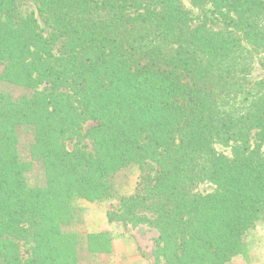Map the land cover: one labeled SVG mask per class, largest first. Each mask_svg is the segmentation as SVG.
Instances as JSON below:
<instances>
[{
	"label": "trees",
	"instance_id": "1",
	"mask_svg": "<svg viewBox=\"0 0 264 264\" xmlns=\"http://www.w3.org/2000/svg\"><path fill=\"white\" fill-rule=\"evenodd\" d=\"M255 65L264 0H0V264H92L111 235L71 226L116 198L163 264L246 254L264 221Z\"/></svg>",
	"mask_w": 264,
	"mask_h": 264
},
{
	"label": "rangeland",
	"instance_id": "2",
	"mask_svg": "<svg viewBox=\"0 0 264 264\" xmlns=\"http://www.w3.org/2000/svg\"><path fill=\"white\" fill-rule=\"evenodd\" d=\"M186 7L190 9L188 4ZM192 12L194 15L196 14V11L192 10ZM37 20L41 27L46 29L40 16H37ZM250 79L253 81L264 79V72L255 65V69L251 71ZM25 142L26 139L22 138L20 154L23 157L25 156ZM67 147L71 148V143L67 142ZM216 149L228 153V150L220 146H216ZM138 175L139 171L133 168L115 178L117 192L120 196L135 192ZM197 189L207 192L209 187L202 184ZM79 205L82 208L80 220L78 224L71 226V230L81 234L106 232L111 235L113 241L112 251L109 254L97 256L92 264H163L153 243L158 236L157 230L143 225L132 227L119 221L117 216L121 214V210L117 198L80 202ZM245 243L246 254L232 258L228 264H264V221L246 234ZM20 252L23 258L30 255V249L24 243L20 244Z\"/></svg>",
	"mask_w": 264,
	"mask_h": 264
}]
</instances>
